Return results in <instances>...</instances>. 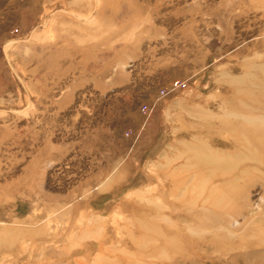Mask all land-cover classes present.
Instances as JSON below:
<instances>
[{"label":"rangeland","instance_id":"1","mask_svg":"<svg viewBox=\"0 0 264 264\" xmlns=\"http://www.w3.org/2000/svg\"><path fill=\"white\" fill-rule=\"evenodd\" d=\"M0 264H264V0H0Z\"/></svg>","mask_w":264,"mask_h":264},{"label":"built area","instance_id":"2","mask_svg":"<svg viewBox=\"0 0 264 264\" xmlns=\"http://www.w3.org/2000/svg\"><path fill=\"white\" fill-rule=\"evenodd\" d=\"M140 111L142 114L148 115L150 113V107L148 105H142Z\"/></svg>","mask_w":264,"mask_h":264},{"label":"bare ground","instance_id":"3","mask_svg":"<svg viewBox=\"0 0 264 264\" xmlns=\"http://www.w3.org/2000/svg\"><path fill=\"white\" fill-rule=\"evenodd\" d=\"M184 189H185V188H184ZM173 209H178V208H173ZM136 226H137V225H136ZM136 226H135V227H136ZM144 227H145V226H144ZM138 228H139V231H143V227H142V226H139V225H138ZM147 238H149V237H147Z\"/></svg>","mask_w":264,"mask_h":264}]
</instances>
